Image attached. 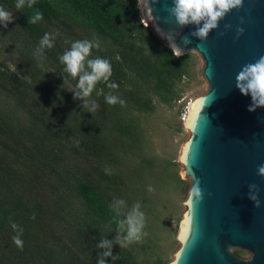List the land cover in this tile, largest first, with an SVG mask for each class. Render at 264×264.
I'll return each mask as SVG.
<instances>
[{"label": "trees", "instance_id": "1", "mask_svg": "<svg viewBox=\"0 0 264 264\" xmlns=\"http://www.w3.org/2000/svg\"><path fill=\"white\" fill-rule=\"evenodd\" d=\"M15 4L0 0L13 14L11 23L0 25V43L26 65L25 76L0 59V92L28 123L16 125L0 113V264H96L104 251L99 241L118 232L109 207L122 183L111 168L120 152L116 142L138 140L129 110L153 111V96L166 104L179 99L191 54L177 57L144 24L137 0ZM37 10L43 19L33 24ZM45 33L55 35L54 46L41 56L36 49ZM78 40H98L89 58L112 66L109 81L97 83L91 94L98 105L91 113L73 99L77 79L59 60ZM109 82L119 87L109 89ZM109 92L125 104H107ZM12 222L23 230L22 249L13 243ZM112 253L118 259L107 257L106 264H141L128 247L114 244Z\"/></svg>", "mask_w": 264, "mask_h": 264}, {"label": "water", "instance_id": "2", "mask_svg": "<svg viewBox=\"0 0 264 264\" xmlns=\"http://www.w3.org/2000/svg\"><path fill=\"white\" fill-rule=\"evenodd\" d=\"M137 1L144 24L167 47L174 42L181 55H199L206 82L184 123L189 134L178 158L188 193L194 174L203 200L189 202L187 193L169 264H264V177L256 171L264 163V107L248 111L250 95L235 87L239 70L264 56V0H243L203 41L191 35L195 25L175 23L168 12L172 0ZM237 27L244 28L239 39ZM249 184L257 185L259 208L248 198Z\"/></svg>", "mask_w": 264, "mask_h": 264}, {"label": "rangeland", "instance_id": "3", "mask_svg": "<svg viewBox=\"0 0 264 264\" xmlns=\"http://www.w3.org/2000/svg\"><path fill=\"white\" fill-rule=\"evenodd\" d=\"M4 47L0 43V59L25 76L26 65ZM190 54L189 75L177 86L180 98L166 104L153 96V111L130 109L133 113L130 117L137 124L138 140L116 142L120 152L111 168L119 173L122 183L115 196L124 200L128 208L139 202L146 217L143 231L147 235L127 246L141 264H169L178 245L177 233L190 185L189 179L181 175L182 166L178 161L189 134L183 119L189 103L206 90L201 76L202 61L199 55ZM12 107V101L0 92V113L16 125H27L26 115ZM149 186L154 191L149 192Z\"/></svg>", "mask_w": 264, "mask_h": 264}, {"label": "clouds", "instance_id": "4", "mask_svg": "<svg viewBox=\"0 0 264 264\" xmlns=\"http://www.w3.org/2000/svg\"><path fill=\"white\" fill-rule=\"evenodd\" d=\"M155 2V0H153ZM36 0H16V9H21L25 5L32 8ZM243 6V0H172V6L168 9L169 15L174 18L175 23L179 27L187 25H195L196 30L191 33L192 36L203 41L206 40L209 33L216 29L219 22L233 9H240ZM43 19V14L36 11L31 18V23L35 24ZM13 14L3 7H0V25L7 26L11 23ZM243 18L240 23L243 24ZM231 25H225V29ZM244 33V28H236V39ZM223 35V33H221ZM168 40L171 42L172 37L169 35ZM55 35L45 33L39 41V46L36 49L38 55H43L45 48L51 49L54 46ZM172 52L177 54V57L182 54V51L177 48L174 42L170 44ZM98 40H78L71 44V47L64 51L59 57L61 64L64 65V72L71 78L77 79L76 89L73 92V99H79L83 102L82 108H88L89 112H93L98 108L97 103L91 100V94L99 82H108L112 76V66L109 60L96 57L89 58L93 48H99ZM109 89L115 90L119 87L114 82L107 83ZM235 87L242 95L251 97L252 103L248 107V111H255L259 107H264V56H260L254 63L245 64L235 77ZM105 101L109 105L121 106L125 104L118 95L109 92L105 96ZM257 175L264 177V163L257 166ZM193 183L189 193V202L195 200L197 203L203 200V190L200 187V182L193 174ZM148 191H154L149 186ZM248 198L253 202L254 207H260L258 199V188L255 184L248 185ZM116 213V223L118 225L117 235L113 240L106 238L99 241L98 249H103L102 253H98L96 264H106L107 257H111L113 261L118 259L113 256V245L119 247H127L129 244L139 242L143 236L147 235L143 230L146 226L145 213L141 210L139 202L134 203L131 208H128L126 202L122 199L114 200L109 206ZM11 227L17 231V234L12 237L13 243L20 249L23 248V240L21 239L22 229L15 222L11 223Z\"/></svg>", "mask_w": 264, "mask_h": 264}, {"label": "bare ground", "instance_id": "5", "mask_svg": "<svg viewBox=\"0 0 264 264\" xmlns=\"http://www.w3.org/2000/svg\"><path fill=\"white\" fill-rule=\"evenodd\" d=\"M195 101V100H194ZM194 101H192V103L190 104V107H189V110H188V117L186 118V124H187V121H188V118H189V115H190V112H191V108H192V105H193V102ZM182 223H183V219H182V221H181V227H182ZM181 227H180V229H179V236H180V232H181Z\"/></svg>", "mask_w": 264, "mask_h": 264}, {"label": "built area", "instance_id": "6", "mask_svg": "<svg viewBox=\"0 0 264 264\" xmlns=\"http://www.w3.org/2000/svg\"><path fill=\"white\" fill-rule=\"evenodd\" d=\"M189 106H190V103H189V105H188V107H187V111H186V114H185V115H186V116H185L186 118H187V115H188ZM185 117H184L183 120H186ZM184 122H185V121H184Z\"/></svg>", "mask_w": 264, "mask_h": 264}, {"label": "snow or ice", "instance_id": "7", "mask_svg": "<svg viewBox=\"0 0 264 264\" xmlns=\"http://www.w3.org/2000/svg\"><path fill=\"white\" fill-rule=\"evenodd\" d=\"M187 223V221L185 220V224Z\"/></svg>", "mask_w": 264, "mask_h": 264}]
</instances>
